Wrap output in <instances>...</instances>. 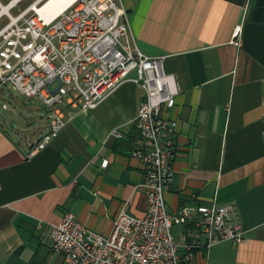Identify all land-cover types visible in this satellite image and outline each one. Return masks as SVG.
<instances>
[{
    "label": "crops",
    "instance_id": "crops-1",
    "mask_svg": "<svg viewBox=\"0 0 264 264\" xmlns=\"http://www.w3.org/2000/svg\"><path fill=\"white\" fill-rule=\"evenodd\" d=\"M122 4L137 48L164 58L179 88L167 113L178 153L168 212L229 207L245 232V242L198 252L193 264H264V0ZM142 94L128 81L94 109L62 105L65 128L34 155L48 115L0 95L15 106L0 112V264H67L53 253L48 229L69 212L105 237L120 211L145 215L143 166L132 156Z\"/></svg>",
    "mask_w": 264,
    "mask_h": 264
},
{
    "label": "built area",
    "instance_id": "built-area-1",
    "mask_svg": "<svg viewBox=\"0 0 264 264\" xmlns=\"http://www.w3.org/2000/svg\"><path fill=\"white\" fill-rule=\"evenodd\" d=\"M21 1L4 10L0 0V8L5 12ZM46 1L36 0L17 16L8 13L9 22L0 30V94L9 89L37 99L49 117V130L32 155L65 128L62 105L94 109L133 81L143 94L134 120L139 138L132 156L142 163L147 192L145 215L120 211L107 237L80 224L73 213L65 214L48 229L53 253L67 264H193L198 252L245 242L229 207L184 206L168 212L165 191L178 153L177 124L167 113L175 107L179 88L165 72L164 58H149L137 48L122 0H69L61 13L45 16L36 8ZM240 34L237 27L236 46ZM108 165V160L102 162V168Z\"/></svg>",
    "mask_w": 264,
    "mask_h": 264
},
{
    "label": "rangeland",
    "instance_id": "rangeland-1",
    "mask_svg": "<svg viewBox=\"0 0 264 264\" xmlns=\"http://www.w3.org/2000/svg\"><path fill=\"white\" fill-rule=\"evenodd\" d=\"M14 0H2L1 4L5 9H7L8 5L11 4V2H13ZM36 0H23L21 2H19L17 4V6L14 9L11 10H6L5 12L1 10L0 8V14L2 13V18L0 19V30L9 22L8 19V13H10L12 16H17L20 14V12L24 11L25 9H27L28 7H30ZM43 5V3L41 4ZM3 97H7V98H12L14 99L17 103L20 104H28L31 105L35 108L39 109V113H46V109L43 106V104L37 100V99H27L24 96H22L21 94L14 92L12 90L9 89H4V91L0 94ZM2 104L6 105V108L9 110L8 112H14L15 106L13 103L8 102V101H4L0 99V112L2 111ZM25 110V109H24ZM19 111H23L22 108H20ZM47 114V113H46ZM19 115L16 114V117H18Z\"/></svg>",
    "mask_w": 264,
    "mask_h": 264
},
{
    "label": "bare ground",
    "instance_id": "bare-ground-1",
    "mask_svg": "<svg viewBox=\"0 0 264 264\" xmlns=\"http://www.w3.org/2000/svg\"><path fill=\"white\" fill-rule=\"evenodd\" d=\"M68 2L69 0H47L41 7H37L36 10L45 16L49 13L59 14L66 8Z\"/></svg>",
    "mask_w": 264,
    "mask_h": 264
}]
</instances>
